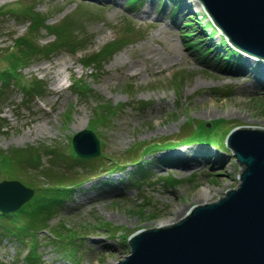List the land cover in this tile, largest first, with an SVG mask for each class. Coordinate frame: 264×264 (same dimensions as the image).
<instances>
[{"label": "rangeland", "instance_id": "1", "mask_svg": "<svg viewBox=\"0 0 264 264\" xmlns=\"http://www.w3.org/2000/svg\"><path fill=\"white\" fill-rule=\"evenodd\" d=\"M182 2L0 0V78L9 76L0 82V151L16 156L0 168V181L33 190L18 208L0 212V264H114L130 253L135 231L174 223L238 186L243 165L224 138L236 126L264 128V87L239 71L245 59L255 69L264 60L237 51L224 60L225 39L207 26L198 0L193 9L179 8ZM35 15L43 24L32 23ZM194 18L203 28L194 33L207 37L197 49L182 31L196 29ZM55 27L65 28L64 40ZM21 36L31 55L20 50L26 43L15 47ZM97 51L95 66L85 67L83 57ZM13 62L16 79L7 69ZM82 129L98 139L97 155L73 152L71 138ZM60 186L66 193L46 218L38 203L44 196L53 203ZM205 186L209 200H196Z\"/></svg>", "mask_w": 264, "mask_h": 264}, {"label": "water", "instance_id": "2", "mask_svg": "<svg viewBox=\"0 0 264 264\" xmlns=\"http://www.w3.org/2000/svg\"><path fill=\"white\" fill-rule=\"evenodd\" d=\"M208 20L232 47L264 60V0H198ZM207 126H209L207 124ZM224 144L238 165V186L218 200L192 205L174 223L128 236L130 253L114 264H264V128H232ZM78 156H95L89 129L71 138ZM16 180L0 181V212L15 210L32 195Z\"/></svg>", "mask_w": 264, "mask_h": 264}, {"label": "trees", "instance_id": "3", "mask_svg": "<svg viewBox=\"0 0 264 264\" xmlns=\"http://www.w3.org/2000/svg\"><path fill=\"white\" fill-rule=\"evenodd\" d=\"M136 1H140V0H131V2H132V4H135V2ZM43 19L44 18H41V17H38V16H36L35 15V21H32V23L33 24H35L36 22L38 23V24H43L42 22H43ZM194 19H196L197 20V18H194ZM190 21V20H189ZM193 21V20H192ZM207 24V26H209V27H211V25L209 24V22H207L206 23ZM204 25H205V23H204ZM204 25H201V27H204ZM214 27V26H213ZM30 28V24H29V26H28V29ZM52 28V27H51ZM215 28V27H214ZM53 29V28H52ZM64 29L65 28H63V27H55V34H56V37H57V39H59V40H64L65 39V37L63 36L62 37V35L64 34ZM215 31V30H214ZM211 33V32H210ZM184 37H188V39L191 41V39H192V37L194 38V36H193V33L192 32H187V31H185L184 32ZM202 37V35L201 36H196V38H197V40L198 39H200ZM27 39H29L28 37H23V36H21V37H19V38H17L16 39V42L14 43V45H15V47H17V45H18V43L17 42H23V43H26V47H25V49L23 48V49H20V50H22L23 51V53L24 54H28V55H31V53H33V49H32V47H30V44H31V41H28ZM111 42H114V41H111ZM206 42V41H205ZM187 44H190V43H187ZM201 44H202V42H201ZM222 44H223V50L225 51V53H223L224 54V56H223V59L224 60H226L228 57V55L229 54H234V52L236 51V49L234 48V47H232V48H230L229 46H227L226 44H225V42H224V40L222 41ZM107 45V44H106ZM191 45H192V43H191ZM215 45V44H214ZM111 45H109V46H107V48H106V46L104 47V49L105 50H103V52L105 53V52H107V51H109V47H110ZM195 47H197L196 45H195ZM79 48H82V47H79ZM16 50V49H15ZM19 50V51H20ZM74 51H77L76 49L75 50H73V52ZM14 52V50H13V48H11V50H10V52L8 53V54H10L11 56H12V58H14V56H15V53H13ZM98 55V51L97 52H95V53H91V54H88L87 56H84L83 57V59H86L87 60V62L86 63H84L85 64V67H88V66H90V65H92V66H95V62H97L96 61V59H94L95 58V56H97ZM220 55V53H218V56ZM10 56V57H11ZM90 64V65H89ZM18 67H17V65H16V62H13V63H11V66L10 67H7V69H8V71H9V73H10V76H12L13 78H15L16 79V73H14L15 72V70L17 69ZM8 78H9V76H5V77H1L0 78V82H4V84H7V80H8ZM76 87L78 88L77 90L80 92V93H83L84 95H87L88 94V92H87V90H83V88H81V85H76ZM82 89V90H81ZM40 90H38L37 92H39ZM77 94V93H76ZM77 95H79V94H77ZM99 118L97 117V120H98ZM216 121H218V120H216ZM199 132H201V131H194V136L192 135V137H197L196 135H198V133ZM225 134H226V132H224ZM223 133V134H224ZM225 134H224V136H225ZM188 138H190V137H188ZM68 154H70V156H72V158H75L76 156L74 155V153L71 151V149H69V153ZM16 161V156H15V151H9L8 153H4V152H2V151H0V165H1V167L0 168H3V167H5L6 169L9 167H11V166H13V163ZM63 191H65V193H66V190H65V188H63V186H60V188L58 189V192H55V194H57L56 196H59V195H61L62 193H63ZM69 192H70V190H69ZM68 192V193H69ZM40 199V198H39ZM46 199V200H45ZM50 198H45V196L44 197H42V202H40V203H38V204H44L43 206H42V208H40L41 210H43V214H41V213H39V214H41V215H44V217H48L47 215H49V214H51L53 211H54V207L57 205V203H58V201H59V199H60V196L58 197V198H56V200L52 203V201L51 200H49ZM43 200L45 201V202H43ZM10 215V214H9ZM42 218H43V216H41ZM0 218H6L5 216H4V214H1L0 213ZM1 225H3L2 226V228L4 229V228H6V230H10L11 231V233L10 234H13V235H15L16 236V238H18L19 239V236H24L23 235V232H22V229L21 230H18L17 228H15V227H12V226H4L5 224H3V223H1ZM44 227V225L42 226V228ZM41 228V227H40ZM54 232H56V230L54 231ZM53 232V233H54ZM57 234H59V233H57ZM29 245L27 246V252H28V250H29Z\"/></svg>", "mask_w": 264, "mask_h": 264}, {"label": "bare ground", "instance_id": "4", "mask_svg": "<svg viewBox=\"0 0 264 264\" xmlns=\"http://www.w3.org/2000/svg\"><path fill=\"white\" fill-rule=\"evenodd\" d=\"M159 1H160V0H159ZM174 1H177V0H174ZM194 5H195L194 0H183V2L181 3V5L179 6V8H189V9H193V8H194ZM146 9H148V7H147ZM144 12H145V13H149L148 10H144ZM145 13H144V14H145ZM161 13H162V12H161ZM142 15H143V14H142ZM145 15H147V14H145ZM149 15H152V13H150ZM192 17H193V15L189 16L190 19H191ZM156 19H161V20H163V19H165V18L163 17L162 14H160L159 16L156 17ZM234 48H235V47H234ZM235 49H236V51H237L238 53H244V52L238 50L237 48H235ZM245 54H246V53H245ZM243 62H244V65H243V63L241 62V69H240L239 71H240V72H241V70H242V71H249V72L252 74L254 80H255L256 82L258 81V82L260 83V86L264 87V68H263V66H260V67L258 66V68L255 69V68H251V67H250V65H251L252 63H250V61H248L247 59L243 60ZM249 67H250V68H249ZM185 151H186V150H185ZM199 151H200L199 149H195L194 154H192L191 159H194V160H195V155L198 154ZM180 152H183V150H182V151H181V150H173V151H171L170 153H171V156H178V154L180 155ZM186 152H187V151H186ZM193 156H194V157H193ZM199 161H200V160H197V161H195L194 163H193V162L190 163V164L188 165V167H190V168H195V166H199ZM210 194H211V189L205 186L204 188H202V189L198 192V196H197L196 200H198V201H202V202H206V201L209 200V198H210ZM171 220H172V219L159 221V222L156 223V226L164 225V224H168V223L171 222Z\"/></svg>", "mask_w": 264, "mask_h": 264}]
</instances>
